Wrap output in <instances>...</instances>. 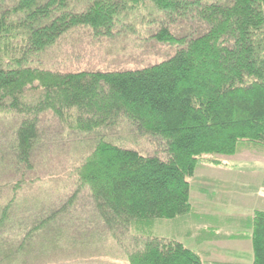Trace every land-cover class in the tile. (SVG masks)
<instances>
[{
  "label": "trees",
  "instance_id": "trees-1",
  "mask_svg": "<svg viewBox=\"0 0 264 264\" xmlns=\"http://www.w3.org/2000/svg\"><path fill=\"white\" fill-rule=\"evenodd\" d=\"M144 27L143 44L169 52L155 63L71 73L42 64L75 30L109 40ZM0 115L17 120L12 146L0 156L9 176L0 183V237L18 220L2 264H71L94 248L90 227L63 232L65 214L80 200L127 264H206L180 233L157 236L164 222L192 223L184 235L196 245L249 242L252 264H264V208L220 217L190 201L198 169L227 168L225 159L245 152L264 158V0H0ZM48 118L79 135L86 150L56 197L21 207L22 192L40 184L30 173L46 148ZM120 127L131 130L133 146L109 136Z\"/></svg>",
  "mask_w": 264,
  "mask_h": 264
},
{
  "label": "rangeland",
  "instance_id": "rangeland-1",
  "mask_svg": "<svg viewBox=\"0 0 264 264\" xmlns=\"http://www.w3.org/2000/svg\"><path fill=\"white\" fill-rule=\"evenodd\" d=\"M135 29L138 32L140 30L139 27H135ZM135 29L133 30L135 31ZM140 33H137L138 35L122 33L109 40H95L86 30H75L64 36L57 45L43 55L42 64L46 69L62 73L123 70L131 68V62L134 66L147 65L159 61L161 58L158 59V57H166L169 54L167 48L157 46L154 42L149 41L147 44H143V41L146 40L145 27ZM46 120L47 122H44L46 148L42 147L39 150L42 155L36 161L37 173H30L40 176V184L28 187V190L23 189L25 193L21 194V207H41L51 197H56L59 191L66 187L64 185L72 172L74 162L86 150L79 145L83 140L79 138V135L68 134L49 118ZM16 125L17 120L11 116L0 115V156L8 153L12 146L11 139ZM122 127L127 128V126ZM122 129L121 127L116 128L108 134L110 137L115 136L117 140L127 146H133L131 143L133 134L129 133L131 130ZM140 147L149 151V146L145 142H141ZM46 151L51 153L48 157L43 154ZM225 162L228 164L227 168L204 167L198 169L194 178L190 179L193 188L199 189V192L192 191L190 197L194 210L220 217H237L251 216L254 208H264V188L259 184L261 176L264 177V158L245 152L236 158L225 159ZM257 176L258 182L255 178ZM7 179H9L8 174L0 172V183ZM16 180V178H11L13 182ZM201 190L207 191L209 195H203ZM210 195L213 200L208 198ZM76 204L69 214H65L63 232L72 227L73 229L90 227L88 229L91 230L92 235L88 240L91 242L90 245L94 244V248L78 252L76 254L78 258L71 264H127L124 254L117 250L115 244H111L107 237H103L101 231L103 225L99 223L96 216L94 218L93 214L95 215V213L90 207L84 205V201L81 200ZM29 212L32 214L31 211ZM33 213L36 212L33 211ZM15 221L10 230L18 225L16 224L18 220ZM7 226L10 227V223ZM7 226L3 229L5 236L0 237V245L6 244L2 247V251L0 250V264H2L1 254L7 256L9 254V250L5 248L11 249L12 247L11 244H7L11 236ZM189 226L193 227V224L190 223ZM190 227H188V223L175 225L173 222H164L157 226L156 234L162 237H173L180 233L182 235L180 240L186 247L210 252L209 258L205 259L208 263L216 261L248 262V243L216 240L217 242L196 245L195 238L189 239L184 235ZM230 231L237 232L232 228L225 230L226 233Z\"/></svg>",
  "mask_w": 264,
  "mask_h": 264
},
{
  "label": "crops",
  "instance_id": "crops-1",
  "mask_svg": "<svg viewBox=\"0 0 264 264\" xmlns=\"http://www.w3.org/2000/svg\"><path fill=\"white\" fill-rule=\"evenodd\" d=\"M237 217H246V216H237ZM234 231H230V233H233ZM218 241V240H217ZM216 241V242H217ZM224 241V240H223ZM225 241H229V242H235V240H225ZM212 241H208V243H211ZM214 242V241H213ZM236 242H238V243H248V245H249V260H248V262H245V263H231V264H247V263H249V262H251V263H249V264H252L253 263V260H254V253H253V249H252V245H251V243H249V242H241V241H236ZM200 252H203V253H205L206 254V256H205V259H208L209 258V256H210V252H205V250H199ZM219 263H225V262H218V261H216V262H210V263H208L207 261H206V264H219ZM227 263V262H226Z\"/></svg>",
  "mask_w": 264,
  "mask_h": 264
}]
</instances>
